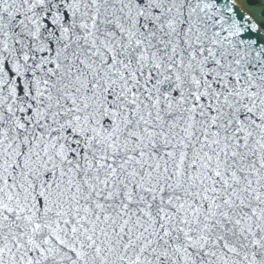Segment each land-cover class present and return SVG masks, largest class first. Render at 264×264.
I'll return each instance as SVG.
<instances>
[{"label":"snow or ice","instance_id":"snow-or-ice-1","mask_svg":"<svg viewBox=\"0 0 264 264\" xmlns=\"http://www.w3.org/2000/svg\"><path fill=\"white\" fill-rule=\"evenodd\" d=\"M0 264H264V0H0Z\"/></svg>","mask_w":264,"mask_h":264}]
</instances>
